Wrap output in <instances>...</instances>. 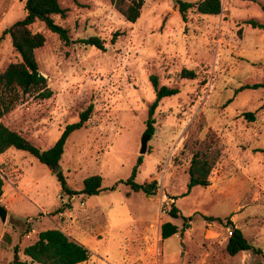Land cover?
Returning <instances> with one entry per match:
<instances>
[{"label":"rangeland","instance_id":"rangeland-1","mask_svg":"<svg viewBox=\"0 0 264 264\" xmlns=\"http://www.w3.org/2000/svg\"><path fill=\"white\" fill-rule=\"evenodd\" d=\"M24 2L0 0V73L19 60L2 32L25 17ZM58 2L66 16L53 19L67 30L69 45L39 22L30 26L46 39L35 58L52 96L21 95L1 122L47 150L92 105L57 165L71 190L80 192L85 178L100 175L101 191L69 197L52 169L24 151H6L0 156V206L7 211L5 222L0 220V264L13 261L15 247L29 263L23 248L51 228L87 241L94 256L86 264H153L155 254L161 264L261 262L250 251L229 256L231 228L203 217H230L264 256V153L256 151L264 149V88L234 94L242 86L264 85V0H221L219 15L192 9L185 19L173 0H144L135 23L126 22L111 0ZM93 36L104 41V51L81 43ZM182 69L196 77L181 79ZM150 76L179 92L160 101L152 117L154 135L140 155L155 99ZM205 143L220 148L210 185L183 196L191 156ZM139 157L135 182L156 181L154 195L124 184L112 189L130 177ZM171 206L177 219L168 215ZM164 222L179 233L162 241L158 230Z\"/></svg>","mask_w":264,"mask_h":264},{"label":"trees","instance_id":"trees-1","mask_svg":"<svg viewBox=\"0 0 264 264\" xmlns=\"http://www.w3.org/2000/svg\"><path fill=\"white\" fill-rule=\"evenodd\" d=\"M75 1V0H72ZM115 10L125 19L126 22L135 23L140 17L141 8L144 0H111ZM177 7L178 13L183 19L189 10L194 9L200 15L217 16L221 13V0H198L194 2L184 0H173ZM24 9L26 15L22 20L16 21L10 27L2 32V36L8 35L12 48L17 53L19 60L10 63L6 69L0 73V156L9 149L24 151L33 156L39 163L48 168H52L58 164L64 152L65 143L70 134L80 128L90 118L92 105L79 114V121L67 125L56 142L47 150H41L34 146L31 142L21 136L19 133L9 129L2 122V118L9 114L20 100L21 95L34 92L40 99H49L52 91L47 87V79L39 72L38 64L35 58V51L45 44V36L40 32H32L30 26L36 22L43 24L46 30L58 36V38L66 45H69L70 39L68 32L62 26L54 22L53 16H66V9L59 5L58 0H25ZM253 27H262L256 22H249ZM117 34L114 35V37ZM85 46L95 47L104 51V41L99 37L93 36L85 40H81ZM114 43V38L111 39ZM195 73L186 69L180 72L181 79L193 80ZM150 81L155 93V99L148 108V117L145 122L146 127L144 135L151 137L154 135V119L152 118L160 101L164 98L175 96L178 89L167 86H160L155 76H150ZM264 88L262 84L252 86H242L235 90L234 94L244 89L255 90ZM228 100L226 103H230ZM249 121H253L252 113L243 114ZM215 139V137H214ZM204 146L196 150L190 159L187 170L188 180L186 183L187 195L194 187H208L210 185L209 176L220 157V148L212 147V143H205ZM264 153V149L256 150ZM141 157L138 158L136 166L133 168L130 177L126 180H120L114 184L129 186L132 192H141L145 196H152L157 190V182L153 181L149 184H139L135 182L137 170L141 165ZM60 184L61 191L69 197L76 194L86 196L97 195L101 191L102 178L100 175H92L83 180V188L80 192H75L67 187L66 181L62 174H56ZM0 180V194H1ZM62 209V208H61ZM59 210V213L62 210ZM168 215L172 219L178 218V210L175 206H171ZM207 222H218L221 224L226 221L231 228V235L228 237L225 249L229 256H235L240 252H248L261 256V262L264 264V256L260 248L252 246L243 236L240 229L235 228L230 217L225 219L215 217H203ZM190 218L182 223V229L188 228L187 222ZM179 233V229L171 222H164L160 225V239L166 240ZM182 233V230H181ZM22 254L27 257L30 262H22L18 256V248H14V259L9 264H81L89 259V251L82 245L70 240L62 231L51 228L41 231L37 234V239L22 250Z\"/></svg>","mask_w":264,"mask_h":264},{"label":"water","instance_id":"water-1","mask_svg":"<svg viewBox=\"0 0 264 264\" xmlns=\"http://www.w3.org/2000/svg\"><path fill=\"white\" fill-rule=\"evenodd\" d=\"M150 137L148 135H144L143 136V139L141 141V144H140V151H139V154L140 155H143L146 153V149H147V142L149 141ZM52 173L54 175H56L58 173V170H60V168L58 167V165H54L52 168ZM6 209L3 207V206H0V220L1 222H5V218H6Z\"/></svg>","mask_w":264,"mask_h":264},{"label":"crops","instance_id":"crops-1","mask_svg":"<svg viewBox=\"0 0 264 264\" xmlns=\"http://www.w3.org/2000/svg\"><path fill=\"white\" fill-rule=\"evenodd\" d=\"M172 201H173V199H172ZM157 210H158V208H157ZM60 215H62V213ZM56 229L62 231L70 240H72V241L82 245L84 248H86L89 251V254H90L89 259L93 258L94 255H93V253H91V250L89 249L90 247H89L87 241H83V240H81L79 237H77L75 235L72 236V234L66 233L64 230H61L59 228H56ZM158 232H160V227H159ZM89 259L85 263H81V264H86L87 262H89Z\"/></svg>","mask_w":264,"mask_h":264},{"label":"built area","instance_id":"built-area-1","mask_svg":"<svg viewBox=\"0 0 264 264\" xmlns=\"http://www.w3.org/2000/svg\"><path fill=\"white\" fill-rule=\"evenodd\" d=\"M229 230V228H227ZM229 236L231 235V230L228 231ZM153 264H161V260L159 254H155V258L153 260Z\"/></svg>","mask_w":264,"mask_h":264}]
</instances>
